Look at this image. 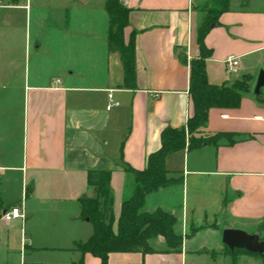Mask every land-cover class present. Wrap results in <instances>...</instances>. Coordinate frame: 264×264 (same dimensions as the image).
<instances>
[{"label": "crops", "instance_id": "obj_1", "mask_svg": "<svg viewBox=\"0 0 264 264\" xmlns=\"http://www.w3.org/2000/svg\"><path fill=\"white\" fill-rule=\"evenodd\" d=\"M88 1L64 10L49 35L37 19L33 42L31 0L7 6L13 12L6 21L8 73L0 75V215L19 206L25 219L0 218V264H101L75 248L94 233L90 220L81 218V200L96 196L89 172L111 173L117 232L123 202L135 188L127 170H145L161 148L163 130L186 128L193 116L191 62L202 57L200 30L210 11L219 9L218 0H121L130 10L126 43L135 35L131 85L108 43V0L96 10L85 7ZM17 10L27 12L24 37ZM21 38L25 64L18 67ZM204 47L210 84L249 80L240 106L211 109L203 132L234 134V143L223 139L216 147L166 158L168 178L180 181L147 196L144 210L177 218L179 250L159 237L150 242L154 253H115L108 264H264L256 255H232L223 243L225 226L258 231L264 241V91L259 99L254 95L264 70V0H229ZM231 56L239 61L235 72L228 70ZM109 94L120 103L111 110ZM12 188L18 193L10 206Z\"/></svg>", "mask_w": 264, "mask_h": 264}, {"label": "trees", "instance_id": "obj_2", "mask_svg": "<svg viewBox=\"0 0 264 264\" xmlns=\"http://www.w3.org/2000/svg\"><path fill=\"white\" fill-rule=\"evenodd\" d=\"M218 2L219 9L210 11L200 30L198 43L202 57L191 62L190 95L194 108L193 116L188 120L186 128L163 130L161 148L149 156L145 170H127L134 177L135 188L133 195L123 202L117 232L113 229L111 173L89 172L88 185L95 190L96 196L81 200V218L90 220L94 233L87 242L75 245L76 250L82 255L91 254L99 258L101 264H108L110 255L115 253H154L150 242L159 237L165 239L167 247L171 250L177 251L182 246L183 237L176 231L177 218L164 210L146 212L144 210L146 198L150 194L166 189L180 181L168 178L170 172L165 167L168 156L185 150L188 152L200 150L206 146L216 147L223 139H227L230 144L234 143L235 135L230 133L203 136V132L207 128L209 111L213 108H238L243 93L250 89L248 79L230 87L212 85L208 81L205 60L208 58L209 52L204 47V38L211 26L217 24L218 17L229 10V0H218ZM105 8L111 25L109 46L113 52L120 54L126 83L131 85L135 78L136 66L135 35L130 37L128 43L124 38L125 29L129 26L130 10L121 4V0H108ZM178 57L181 61L186 60V56L182 52L178 53ZM228 252L232 255L250 254L244 250L231 252L228 249ZM72 264H84V262Z\"/></svg>", "mask_w": 264, "mask_h": 264}, {"label": "rangeland", "instance_id": "obj_3", "mask_svg": "<svg viewBox=\"0 0 264 264\" xmlns=\"http://www.w3.org/2000/svg\"><path fill=\"white\" fill-rule=\"evenodd\" d=\"M21 4L26 5V0H17ZM86 0H31L30 7L31 12V21L28 24V29L31 30L32 33V42L35 38V32H37L38 29V20H43V27L42 29L44 32H47L49 35L50 33L54 32L57 29V21H59L60 18H63L65 16L64 10H70L71 7L79 6L81 2ZM106 0H89L86 4V8L88 9H100V7L103 5V3ZM13 0H0V75L3 73H8V64H9V33L10 28L6 24L7 16L9 13H12V10H8V5L12 4ZM16 13L20 16V23H18V30L23 32V37L25 36V29H26V14L27 12L24 10H17ZM70 13V12H69ZM68 13V14H69ZM67 14V13H66ZM69 16V15H66ZM22 35V34H20ZM23 41L19 40L16 49L17 54L15 56V60L19 66H23L25 64V40ZM31 46L33 47V43H31ZM264 91V89L262 90ZM2 93V91H0ZM2 178L0 177V190L2 186ZM3 188V187H2ZM17 189L12 188V190H9V204L10 206L14 204V201L17 196ZM85 221H88V218L85 219ZM19 238V235H18ZM242 255V254H237ZM252 255V254H251ZM261 257V256H259ZM264 258V257H263ZM4 261H2L1 264H3Z\"/></svg>", "mask_w": 264, "mask_h": 264}, {"label": "water", "instance_id": "obj_4", "mask_svg": "<svg viewBox=\"0 0 264 264\" xmlns=\"http://www.w3.org/2000/svg\"><path fill=\"white\" fill-rule=\"evenodd\" d=\"M263 89L264 70H261L254 87V95L257 98L260 97ZM223 243L232 252L235 250H244L250 254L264 257V241L261 240L260 233L258 231L254 234H249L240 229L225 226L223 229Z\"/></svg>", "mask_w": 264, "mask_h": 264}, {"label": "built area", "instance_id": "obj_5", "mask_svg": "<svg viewBox=\"0 0 264 264\" xmlns=\"http://www.w3.org/2000/svg\"><path fill=\"white\" fill-rule=\"evenodd\" d=\"M227 66H228V70L230 72H235V70L239 66L238 58L235 56H231L227 61ZM108 97H109V105L107 108L108 110H111L113 107H117L120 105V103L114 99L112 94H109ZM2 219L7 221V222H11V221H15V220H22L23 221L25 219L23 209L19 206L12 207L10 210L6 211L2 215Z\"/></svg>", "mask_w": 264, "mask_h": 264}]
</instances>
